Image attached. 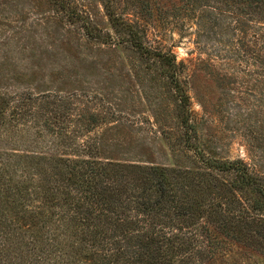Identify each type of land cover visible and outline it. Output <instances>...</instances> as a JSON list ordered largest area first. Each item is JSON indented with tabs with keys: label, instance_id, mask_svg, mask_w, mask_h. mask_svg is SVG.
<instances>
[{
	"label": "rangeland",
	"instance_id": "374dc122",
	"mask_svg": "<svg viewBox=\"0 0 264 264\" xmlns=\"http://www.w3.org/2000/svg\"><path fill=\"white\" fill-rule=\"evenodd\" d=\"M74 2L101 33L116 36L102 0ZM132 2L114 6L146 25L152 41L172 49L183 69L187 122L163 67L149 64L131 44L88 37L83 23L59 13L50 0H0V91L65 102L67 119L53 123L72 132L84 124L77 141L98 147L65 152L74 158L189 168L199 153L243 159L264 176V15L256 1ZM231 250L210 264L264 260L240 246Z\"/></svg>",
	"mask_w": 264,
	"mask_h": 264
},
{
	"label": "trees",
	"instance_id": "16d2710c",
	"mask_svg": "<svg viewBox=\"0 0 264 264\" xmlns=\"http://www.w3.org/2000/svg\"><path fill=\"white\" fill-rule=\"evenodd\" d=\"M50 1L83 23L88 37L131 44L163 67L188 121L176 55L153 42L146 25L119 14L120 0H102L115 37L74 0ZM255 1L264 15V0ZM68 109L51 95L0 91V264H210L228 258L233 245L264 259V176L247 162L199 153L189 168L74 158L65 152L98 147L77 141L84 124L72 132L53 123L67 119Z\"/></svg>",
	"mask_w": 264,
	"mask_h": 264
}]
</instances>
